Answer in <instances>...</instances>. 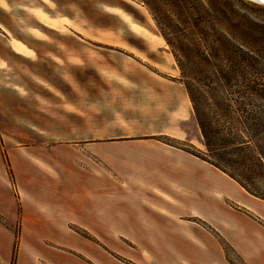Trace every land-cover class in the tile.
<instances>
[{
    "label": "crops",
    "instance_id": "0c3cea01",
    "mask_svg": "<svg viewBox=\"0 0 264 264\" xmlns=\"http://www.w3.org/2000/svg\"><path fill=\"white\" fill-rule=\"evenodd\" d=\"M101 3L122 19V7ZM55 5L65 13L57 15ZM90 5V0H0V127L16 129L19 136L28 129L34 134L32 140L8 147L12 166H17L14 186L0 148V214L5 220V224L0 221V264H12L15 233L11 225L17 220L24 226L17 264H129L107 259L102 243L59 229L63 225L83 226L98 240L104 239L106 226H113V232L108 230L113 239L106 240L130 264H233L225 245L250 264H264V208L217 167L212 178L205 175L199 180L197 172L177 168L174 160L165 163L159 175L139 170L127 175L118 169L107 173L97 138L43 135V130L56 128L59 122L42 111V97L55 98L50 83L67 91L74 88L69 81L77 80L83 89L89 88L91 74L88 66L83 67L90 63L89 50L73 35L93 34L79 19L91 16ZM99 16L97 10L92 24L99 30L98 41L128 52V61L142 59L170 71L151 60L145 48L117 36L120 31L115 24L109 31L102 30ZM129 27L151 49L169 48L144 23L133 18ZM75 54L82 65H75ZM144 75L119 71L114 79L128 82L120 90L124 96L140 97L146 106L160 104L169 119L178 121L162 133L197 145L203 136L185 86L155 73ZM181 121H185L184 131L177 126ZM165 179L182 191L165 189ZM185 196L195 202L187 203ZM228 200L238 208L228 207Z\"/></svg>",
    "mask_w": 264,
    "mask_h": 264
},
{
    "label": "rangeland",
    "instance_id": "374dc122",
    "mask_svg": "<svg viewBox=\"0 0 264 264\" xmlns=\"http://www.w3.org/2000/svg\"><path fill=\"white\" fill-rule=\"evenodd\" d=\"M101 2L122 7L124 9V11L121 12L123 20L111 15L110 12L104 9ZM165 2L164 8L167 18L166 22L168 24L165 30L169 36H174V34H176L175 24L178 21L175 7L171 0H166ZM95 3L99 4L97 9L93 8ZM90 4L91 12L94 15L90 12L91 16H88V18H78L81 23L85 24L93 31L95 36L92 32L89 36L85 37L79 35L82 39L77 36L78 34L75 36L73 35L75 41L82 42L84 48L89 50L90 63L89 65L83 66L84 68L88 66L86 70L91 74L90 81L88 82L89 88L83 89L81 85L82 82L77 80L69 81V83L74 86V91L71 88H68L67 91L61 90V87L54 88L55 84L50 83L53 89L52 94L55 95V98L42 97V111L53 118V120H58L59 122L56 128L43 130V135L48 138H66L69 136L97 138L96 140L102 142L99 150L102 157L100 159L104 162L107 173H112L114 170L118 169L127 175L131 174L132 170L159 175L162 172L161 169L164 164L170 160H174L177 168H185L186 170L190 169L191 171L197 172V180H199V178L204 179L205 175L207 178H212V170H216L215 166L186 150L188 149L196 152L197 150H201L202 152L206 151L203 140L197 141V145H195L187 139L162 133L163 130L176 126L178 121L176 122L173 117L169 119V114L165 111L163 112V108L160 104L146 106V104L140 102V97L131 99L124 96L120 90L125 88L128 82L114 79V73L121 71L141 74L143 78L146 77L144 74L155 73L169 81L182 83V72L176 60L174 61L171 56L173 53L169 44L167 43L169 48L161 46L153 50L144 38L136 36L130 30L129 26L132 25L134 18L144 23L153 33L161 37V40H165L147 3L144 0H90ZM238 4L243 14L264 23V4L253 0H240ZM54 7L57 15H61L63 12L65 13L62 6L55 5ZM97 10L100 14L99 19H103L99 26L102 30L109 31L110 25L115 24L120 31L117 36L121 37L129 44H137L145 48L151 60L164 64L170 71H162L154 64L142 59H132V61H128V52L117 46L98 41L96 35L99 34L97 33L99 30L92 27L93 21L97 19L94 17ZM103 36L110 38L114 37L106 33H104ZM260 45V47L254 48V52L258 51L261 55L259 59L260 63L255 64L253 67H247V70H253V74L251 76L249 75V77L264 82V43ZM164 55H167L166 59ZM78 58L79 56L77 57L75 54V65H82ZM47 83L48 82H43V86L48 87L49 83ZM58 84H60V82ZM183 86L185 85L183 84ZM232 88L230 96L231 98H236L238 93L233 92L236 86ZM243 89L242 87V90ZM238 102H240V100ZM243 102L245 103L243 106L249 110H264V99L254 95V93H246ZM230 104L233 108L239 106L234 99ZM184 124L185 121H181L177 126H181L184 131ZM35 130L37 132L42 131L40 129ZM30 131L32 132V130L28 129L27 134H20L19 136L18 130L16 129L0 127L1 155L13 186L16 185L14 168L17 169V166H12L8 154V147L13 148L19 144L20 141L26 140L27 142L32 140L34 134H31ZM90 152L92 151L90 150ZM15 165L17 164L15 163ZM170 165L172 164L170 163ZM126 179L129 178L127 177ZM165 180V189L175 193L179 192L180 188L177 185L167 179ZM237 183V187L243 192H246V190L242 189V186ZM124 184L128 185L129 183L124 182ZM139 184L143 185L141 182ZM14 188L16 189L15 196H18V190L16 187ZM185 198L187 203L195 202V198L193 197L185 196ZM258 200L257 205L260 208H264V200H260L259 198ZM227 204L228 207L232 206L238 208V204L232 200H228ZM253 214L254 213H250L249 215ZM11 227L15 233L12 264H17V252L24 226L17 220ZM58 227L59 229L73 232L76 236L89 237L94 241L102 243L105 248V250L102 249V252H105L107 259L112 261L122 260L129 264L133 263L129 259L122 258L116 254L113 249V243H109L106 240L108 238L113 239V235L110 233L111 231L113 232V226H106V228L111 231L109 232L107 230V232L103 234L104 239L102 240L96 239V237L83 226L63 225ZM45 242L47 244H53L51 241ZM225 251L231 263L250 264V262L242 258L232 246L225 245ZM77 254L81 255L80 253ZM21 258L23 261H27V256L25 254H23Z\"/></svg>",
    "mask_w": 264,
    "mask_h": 264
},
{
    "label": "trees",
    "instance_id": "16d2710c",
    "mask_svg": "<svg viewBox=\"0 0 264 264\" xmlns=\"http://www.w3.org/2000/svg\"><path fill=\"white\" fill-rule=\"evenodd\" d=\"M144 1L182 72L206 147L204 152L186 150L264 200V110L243 106L246 93L264 99V82L247 70L260 63L254 48L264 43V23L243 14L240 0H171L178 21L176 34L169 36L166 0ZM235 86L238 96L231 98ZM0 221L5 224L1 214Z\"/></svg>",
    "mask_w": 264,
    "mask_h": 264
},
{
    "label": "snow or ice",
    "instance_id": "6c2138e0",
    "mask_svg": "<svg viewBox=\"0 0 264 264\" xmlns=\"http://www.w3.org/2000/svg\"><path fill=\"white\" fill-rule=\"evenodd\" d=\"M260 3L264 4V0H260Z\"/></svg>",
    "mask_w": 264,
    "mask_h": 264
},
{
    "label": "bare ground",
    "instance_id": "6f19581e",
    "mask_svg": "<svg viewBox=\"0 0 264 264\" xmlns=\"http://www.w3.org/2000/svg\"><path fill=\"white\" fill-rule=\"evenodd\" d=\"M253 1H257V2H260V1H258V0H253Z\"/></svg>",
    "mask_w": 264,
    "mask_h": 264
},
{
    "label": "water",
    "instance_id": "95a60500",
    "mask_svg": "<svg viewBox=\"0 0 264 264\" xmlns=\"http://www.w3.org/2000/svg\"><path fill=\"white\" fill-rule=\"evenodd\" d=\"M258 1H260V0H258Z\"/></svg>",
    "mask_w": 264,
    "mask_h": 264
}]
</instances>
